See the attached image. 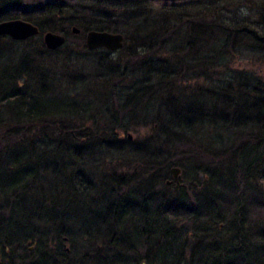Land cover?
<instances>
[{
    "label": "trees",
    "instance_id": "1",
    "mask_svg": "<svg viewBox=\"0 0 264 264\" xmlns=\"http://www.w3.org/2000/svg\"><path fill=\"white\" fill-rule=\"evenodd\" d=\"M15 18L39 32L0 36V264H264V0H0Z\"/></svg>",
    "mask_w": 264,
    "mask_h": 264
},
{
    "label": "water",
    "instance_id": "2",
    "mask_svg": "<svg viewBox=\"0 0 264 264\" xmlns=\"http://www.w3.org/2000/svg\"><path fill=\"white\" fill-rule=\"evenodd\" d=\"M39 29L36 25L26 20L15 18L0 21V36H8L16 41H23L37 35ZM72 32L77 34L79 29L72 27ZM123 35L117 32L89 30L85 34V45L89 50L105 48L110 51H116L123 46ZM43 42L47 49L55 50L62 47L66 42V36L57 32L47 31L43 35ZM131 138V135H128ZM174 181L178 180L180 169L171 168Z\"/></svg>",
    "mask_w": 264,
    "mask_h": 264
},
{
    "label": "rangeland",
    "instance_id": "3",
    "mask_svg": "<svg viewBox=\"0 0 264 264\" xmlns=\"http://www.w3.org/2000/svg\"><path fill=\"white\" fill-rule=\"evenodd\" d=\"M78 34V33H77ZM75 33H73L72 32V35H70L69 36V40H68V42H74V43H78V41H77V37H75ZM72 39V40H71ZM74 48H75V50H77L78 48L74 45L73 46ZM73 56V55H72ZM54 58H57V57H55L54 56ZM71 64V63H70ZM60 65V64H59ZM58 65V66H59ZM58 66H57V64L56 65H52V67H51V69H55V70H59V68H58ZM261 71L263 72V74H264V67L261 69ZM145 134H147V130H143V131H141V133L138 135V133H131V135H132V137H134V138H137V137H139V136H141V135H145ZM179 174H180V172H179ZM33 249V247L31 246L30 247V250H32Z\"/></svg>",
    "mask_w": 264,
    "mask_h": 264
}]
</instances>
